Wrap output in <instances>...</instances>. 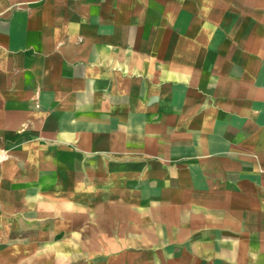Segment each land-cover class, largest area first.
<instances>
[{"label":"crops","instance_id":"0c3cea01","mask_svg":"<svg viewBox=\"0 0 264 264\" xmlns=\"http://www.w3.org/2000/svg\"><path fill=\"white\" fill-rule=\"evenodd\" d=\"M0 264H264V0H0Z\"/></svg>","mask_w":264,"mask_h":264}]
</instances>
